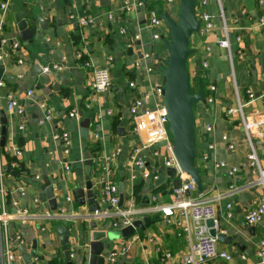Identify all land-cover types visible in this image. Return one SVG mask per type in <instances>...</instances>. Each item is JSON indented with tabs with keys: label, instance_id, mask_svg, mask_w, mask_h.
Masks as SVG:
<instances>
[{
	"label": "crops",
	"instance_id": "crops-1",
	"mask_svg": "<svg viewBox=\"0 0 264 264\" xmlns=\"http://www.w3.org/2000/svg\"><path fill=\"white\" fill-rule=\"evenodd\" d=\"M4 1L8 2V8L0 38L7 39V42L0 45V54L10 55L3 63L10 60L12 67L4 74L13 76L15 80L14 83L1 80L3 88L0 92V110H3L10 124L4 147H0L4 153L3 164L9 167L14 161L12 154L8 152L11 146L22 152L17 160V170L21 171V175L16 178L14 171L15 180L6 183V196L34 215H41L49 206L47 202L40 201L39 195L50 184L57 188L53 191L57 203L69 194L73 197L72 209L76 214L89 213L88 205L79 204L74 194V190L84 186L83 175H76L74 170V175L69 180L63 181L60 177L59 160L62 157L59 144L53 140V136L65 130L71 136L72 159L80 161V171L83 170L81 161L92 160L91 168L96 163L91 153L94 144L99 146V157L116 147L121 148V154L112 161L111 168L125 192L143 183L140 187L141 201L135 206L150 208L156 204L168 203L171 199L168 192L172 183L168 188L165 186L160 192L154 193L158 184L147 185L146 181H136L131 185L128 182L129 157L134 142L127 106L136 94L149 91L158 79L161 69L159 61L164 57L162 46L151 40L147 4H152L157 16L160 10L175 19L178 0H173L170 4L166 0H106L105 6L100 5L102 0H0V3ZM139 1L143 2L142 7L137 6ZM157 6L160 7L159 10ZM221 6L231 30L233 66L227 51L217 46L221 39V29L219 11L213 1L206 10L214 18L215 29L206 36L195 34L190 39V48L194 50L187 60L191 81L198 77L201 55L204 54L208 63L203 75L206 82L204 87H216L213 104L195 111L197 124L201 121L202 125H210L212 131L204 134L202 125L198 124L196 166L201 171L203 193L195 190L190 197L214 200L217 232L231 238L229 243L218 242L219 249L229 253L231 260L216 259L205 264H263L256 253L260 243L264 244V221L253 226L244 222V214L254 208L262 193L257 189L242 188L250 179L245 162L249 147L241 128L239 114L228 115L227 111L237 109V96L243 105L242 114L245 119L253 118L255 113L264 110V35L257 26L259 19H264V0H221ZM72 13L94 17L95 22L92 26L78 28L69 19ZM108 13L113 15V20H108ZM15 16L27 22L33 38L37 35L38 27L33 26V21L37 18L43 20L47 30L39 31L37 39L23 43L18 35ZM121 29L126 30L125 35L120 34ZM134 36H138V40H134ZM236 37L241 38L239 43L234 42L233 38ZM12 42L18 46L14 53L10 51ZM127 43H130V47H127ZM206 46L211 48L209 53H205ZM236 49L243 51L242 61L236 59ZM146 54L152 56L145 58ZM155 54L158 55L157 60L154 59ZM106 57L111 58L108 70L112 86L107 93L97 96L92 111H81L82 102L89 93L91 72L95 68L103 67ZM17 60H22V64L19 65ZM53 65L60 66L61 71H43L44 67ZM147 68H151L152 72L148 73ZM130 81L135 83L134 89L128 86ZM28 91L31 93L28 94ZM248 91L254 97L251 103H248ZM9 93L17 97L18 105L24 111L23 116L14 118L6 111L5 95ZM74 109L81 113L78 121L68 117V113ZM108 111L111 112L109 115ZM46 112L50 113L51 119L40 125L38 122ZM87 112L100 116L101 136L97 142L90 140L93 120H90L87 138L80 135L79 123L84 120ZM18 123L24 126L22 133L15 128ZM253 133L255 137L252 143L264 169V126L255 129ZM222 135H226L229 143L233 144V150L227 149L226 143L221 140ZM210 145L213 147L208 150ZM141 155L137 154L136 157ZM217 163L238 169L234 182L236 192L228 193L230 182L226 169L216 168ZM157 171L160 172L161 168ZM36 175L40 177L39 181L34 180ZM21 187L24 188V195L20 194ZM152 196L157 198L154 203L151 201ZM34 198L38 199V204H34ZM227 202H231L233 206L231 219L225 216ZM146 218L151 225L144 233H136L138 240L127 241L130 244L128 255L120 257L117 264H159V253L163 250L169 251L175 260L188 250L187 235L182 228L176 226L175 218L168 224L159 214L148 215ZM92 223L94 222L80 219L70 230V241H80L85 252ZM59 226L57 223L41 221L14 225L15 229L20 230L24 240L23 247L18 249L22 254L23 264H50L57 260L59 263L56 264H65L59 247ZM40 227H44L45 231L38 232ZM100 227V223L96 224V231L102 232ZM242 255L245 256L244 261L241 260ZM35 257L38 258L37 262L33 261Z\"/></svg>",
	"mask_w": 264,
	"mask_h": 264
},
{
	"label": "built area",
	"instance_id": "built-area-1",
	"mask_svg": "<svg viewBox=\"0 0 264 264\" xmlns=\"http://www.w3.org/2000/svg\"><path fill=\"white\" fill-rule=\"evenodd\" d=\"M85 1V0H84ZM173 0H166V3L170 4ZM214 2L217 5L219 11V21L221 29V39L218 40L217 46L227 51L228 59L231 66H233V53L231 52L230 38L231 30L228 26L224 12L221 6V0H199L196 7V17L200 23L199 31L196 35L200 37L206 36L215 29L214 18L212 14L206 10L207 6ZM261 3V2H260ZM143 2H137V6L142 7ZM8 8V2L4 1L0 3V34L2 26L4 25L5 12ZM128 10V6L126 7ZM108 20H113L111 13L107 14ZM70 21H72L78 28H85L92 26L95 22V18L88 15H79L72 13L69 15ZM258 28L264 35V19H259ZM148 28L151 32V40L161 45V39H168V32L162 22V20L156 15L155 11H149L148 16ZM120 34L125 35L126 30L121 29ZM138 36H134V40H138ZM234 42L239 43L240 37L233 38ZM7 39L0 38V45L6 44ZM127 47H130V43H127ZM18 48L17 44L12 42L10 45V51H14ZM163 48V47H162ZM164 50V49H163ZM211 48L205 47V53H209ZM238 61L243 60L244 53L242 50L236 49L234 53ZM10 55L8 53L0 54V61H4ZM151 54H146L145 58H150ZM166 58V52L164 50V57L159 61L160 67L164 66ZM202 60L199 65V75H204L208 68L206 56L201 55ZM111 58L106 57L103 67L95 68L91 72V81L89 84V93L85 100L82 102L81 111H92L95 106L97 96L107 93L112 86V82L109 74ZM19 65L22 64V60H17ZM137 65V64H135ZM44 72L61 71V67L58 65L47 66L43 68ZM147 72L151 73L152 69L147 68ZM194 75V74H193ZM195 76V75H194ZM162 76L158 74V79L151 85L149 91L136 94L127 106V114L129 117L130 130L132 134V140L134 147L129 157V176L128 182L132 185L136 181L144 182L149 181L150 184H158L163 188L170 186L173 180L180 181V186L177 189H173L171 199L168 203L160 205L156 204L150 208H137L134 202V196L132 189L128 191L123 190L125 199L121 206H119V191L117 180L114 172L111 168V163L121 154V148H114L108 154L103 156H97L95 158L96 163L90 171V182L95 188L94 200L97 205V209L93 213L76 214L73 209V197L67 194L63 197V200L59 203V207L55 211L45 209L41 215H34L30 210L24 208L20 203L15 200L9 199L6 192V183L15 180V177L10 171L6 170V165L3 164L4 153L0 150V264H23L22 254L18 249L24 245L21 232L14 228L15 224L27 222V221H41L42 223H57L58 225L65 224L70 231L74 224L80 220L85 219L87 221L94 222L95 224H101L100 231L104 233H117L121 229L130 227L136 220H142L148 215L159 214L162 220L166 224L170 223V220L176 219V226L183 229L187 235L189 242L188 250L178 260H175L172 254L163 250L159 253V264H205L216 259L224 261H230L231 255L225 251H222L218 247V241L216 238H212L208 235V229L205 226V221L212 219L216 226L215 220V205L214 200H199L190 197V194L196 190L194 184L182 173L175 161L172 154V139L168 131V121L166 112L163 107V83ZM128 86L132 89L136 87L135 83L130 81ZM3 88V83L0 81V92ZM31 91H28L30 94ZM216 95V87L209 85L205 87V103L211 105L214 102ZM248 103H251L254 99L253 94L247 92ZM6 98V111L11 113L14 118L23 116V109L18 105L17 97L13 93L5 95ZM44 108V105H40ZM205 108L198 105L197 110ZM196 110V111H197ZM243 105L240 98L237 96V109L228 110L227 114L231 115L237 113L240 116L241 128L247 138L248 151L245 155L246 167L249 171L250 179L242 188L257 189L260 190L262 195L254 208L247 211L244 214V222L249 226L258 225L264 221V169L262 168L255 147L252 143V139L255 137L253 131L259 127L264 126V110L260 113H255L253 118L245 119L242 111ZM111 112H107L109 115ZM195 113V111H194ZM80 111L72 110L68 113L70 119L78 121L80 119ZM196 117V113H195ZM51 115L46 112V115L38 122L40 125L43 122L50 121ZM93 132L91 133L90 140L92 142L99 141L100 138V125L99 115L93 116ZM197 122V121H196ZM198 127V124H197ZM15 128L18 132L24 131L23 124H15ZM212 131V126L202 125V132L209 134ZM197 136V133H196ZM53 140L59 144L61 159L59 160V166L61 169L60 177L63 181L69 180L74 175V165L80 162L79 160L72 159V146L70 134L63 130L59 134L53 136ZM221 140L226 143L228 150H233V144L229 143L226 135H222ZM161 143H165L163 147ZM229 143V144H227ZM212 145L207 149H212ZM13 156L14 161L9 165L11 171L18 169V158L22 155V152L17 147L8 148ZM137 154H142L139 158ZM206 160V156H204ZM84 161V160H83ZM81 161V163L83 162ZM146 166H150L147 169ZM216 168L226 169V175L230 182L228 187V193L236 192L235 180L238 175V169L236 167H227L224 163H217ZM161 168V173L157 171ZM165 169H173V178H168L165 175ZM165 176L162 180L161 177ZM35 181H39L40 177L35 176ZM188 180L186 183L185 181ZM47 186L52 187L55 191L57 188L50 184ZM131 187V186H130ZM20 194L24 195V188L21 187ZM164 191V190H163ZM166 192V189H165ZM188 192L189 196L185 193ZM157 200L155 196L151 197V201L154 203ZM37 198H34V204H38ZM233 206L231 202H227L225 206V216L227 219L233 217ZM191 224V225H190ZM38 232H44V227L37 229ZM137 231L129 238H117L113 241H109L110 247L103 254L104 264H117L120 257L128 255L130 244L127 241H136L138 236ZM86 253L83 250L80 241L69 239L68 254L70 261L79 262L80 264H87L85 261ZM257 258L264 264V244L260 243L258 251L256 253ZM241 260H245V256H241ZM34 262L38 261V258H33Z\"/></svg>",
	"mask_w": 264,
	"mask_h": 264
},
{
	"label": "water",
	"instance_id": "water-1",
	"mask_svg": "<svg viewBox=\"0 0 264 264\" xmlns=\"http://www.w3.org/2000/svg\"><path fill=\"white\" fill-rule=\"evenodd\" d=\"M199 0H178L176 7L177 16L176 19H172L166 12L159 10L158 17L162 20L167 32L168 39L162 38L160 41L163 49L166 52V58L164 66L160 70L163 83V107L166 112L168 121V131L172 139V154L175 161L182 173L194 184L198 193H203L201 171L196 166V133L197 122L194 113V107L201 105L206 106L205 103V87L201 79V75L198 74V88L197 91L192 92L191 78L187 69V60L194 53V50L190 48V39L193 35L197 34L200 28V23L196 17V7ZM106 0L100 2L101 6H105ZM15 22L17 25V31L19 38L23 43L31 42L32 39H37L39 31L47 30L46 24L43 23L41 18H37L33 21V26L38 27L36 30L37 35L32 37V31L28 28V24L25 20L18 16H15ZM154 59H158V55L155 54ZM200 64V63H199ZM12 67L10 60L3 63L0 61V81H6L8 83H14L15 78L8 74H4L6 70ZM36 70V68H35ZM38 70H36L37 72ZM253 78L256 77L253 74ZM93 119L92 112H87L84 115V120L79 123L81 128L80 135L82 138H87V129L90 124V120ZM202 125V122H198ZM10 124L3 110H0V147L3 148L5 144V138L8 134ZM165 143H161L163 147ZM83 170L80 171L79 164L74 165L76 175L82 176L84 180V186L74 190V194L78 203L81 205H88V212L93 213L97 209V205L94 200L95 188L92 186L89 176L92 166V160L85 159L82 163ZM7 171H10L15 175L14 171H11L10 167H6ZM168 178H173L174 170H164ZM161 173V171L159 172ZM186 183L188 180L185 181ZM149 181H146L148 185ZM180 186V181L173 180L172 187L168 194L171 195L173 189H177ZM119 191V206L122 205L125 196L123 194L122 184H118ZM189 196V193H185ZM39 199L42 203L47 202L49 209L55 211L59 207L54 198V192L52 187L47 186L46 189L39 195ZM205 226L208 229V235L212 238H216L218 242L229 243L231 238L218 234L217 228L214 224V220L209 219L205 221ZM151 225L148 218L142 220H136L130 227L121 229L120 232L104 233L96 231V224H91L92 231L89 232V241L87 243V253L85 261L87 264H104L103 254L110 247L109 241H113L117 238H129L134 232L144 231ZM57 234L59 237V247L62 250L65 264H73L69 259L68 244L70 238V231L65 224L60 225L57 228ZM238 249H241L240 245H237ZM80 264V263H78Z\"/></svg>",
	"mask_w": 264,
	"mask_h": 264
},
{
	"label": "trees",
	"instance_id": "trees-1",
	"mask_svg": "<svg viewBox=\"0 0 264 264\" xmlns=\"http://www.w3.org/2000/svg\"><path fill=\"white\" fill-rule=\"evenodd\" d=\"M147 8L149 9V11H153L154 10L151 3L150 4H147ZM201 79H202V82H203V84L205 86L206 85V82H205L203 76L201 77ZM191 82H193L194 86L198 88V77L197 76L194 77ZM98 150H99L98 144H94V146L91 148V153H92V156L94 158H96L98 156ZM14 171L16 172V176H17L16 178H19L20 175H21L20 174L21 171L20 170H17V169H15ZM141 186H143V183L134 186L133 189H132V193H133V196H134V202H135L136 205H139V203L141 201L140 200V187ZM162 189H163L162 186H158V187L155 188L154 193L155 192H160ZM156 220H157V218H156ZM156 220H152V221H156ZM139 233H141V232H139ZM56 262H58V260L55 261V263L54 262H50V264H56Z\"/></svg>",
	"mask_w": 264,
	"mask_h": 264
},
{
	"label": "rangeland",
	"instance_id": "rangeland-1",
	"mask_svg": "<svg viewBox=\"0 0 264 264\" xmlns=\"http://www.w3.org/2000/svg\"><path fill=\"white\" fill-rule=\"evenodd\" d=\"M176 19V18H175ZM161 70V69H160ZM188 70H189V68H188ZM191 89H192V91L194 92V91H197V87H195L194 86V84H193V82H191ZM197 110V106L196 107H194V111H196ZM117 234V233H116ZM74 264H76V263H74Z\"/></svg>",
	"mask_w": 264,
	"mask_h": 264
}]
</instances>
